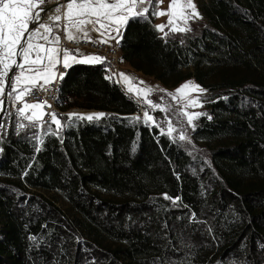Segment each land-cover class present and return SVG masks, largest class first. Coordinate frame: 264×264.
<instances>
[{"label":"trees","instance_id":"obj_1","mask_svg":"<svg viewBox=\"0 0 264 264\" xmlns=\"http://www.w3.org/2000/svg\"><path fill=\"white\" fill-rule=\"evenodd\" d=\"M197 6V32L164 39L149 13L128 20L119 50L164 87L206 90L191 136L206 161L132 119L139 101L101 64L73 65L62 109L107 115L46 136L39 152L2 140L0 264H264V0Z\"/></svg>","mask_w":264,"mask_h":264},{"label":"snow or ice","instance_id":"obj_2","mask_svg":"<svg viewBox=\"0 0 264 264\" xmlns=\"http://www.w3.org/2000/svg\"><path fill=\"white\" fill-rule=\"evenodd\" d=\"M162 3L163 0H65V3L61 4L57 0L55 8L47 9L42 7L45 0H0V139L6 130L3 113L9 106L16 108L18 117L28 121L27 124L22 122L14 124L17 134L25 129L40 128L44 135L59 137L63 127L77 121H98L104 118L107 114L103 112L69 113L62 123L60 114L44 111L50 109L51 104L46 100H39V93L52 91L56 80L63 78V74L58 73L59 67L68 68L70 62L104 63L106 60V57L98 54L84 55L79 49L61 47L59 33L62 31L69 42L79 41L82 37L84 42L107 44L109 40H117L118 43L117 37L121 34V28L129 19L148 20L151 13V16L155 17L168 16L166 24L155 26L157 31L167 38L170 33L193 31L189 22L202 18L196 10L194 0H170L167 10H157L156 5ZM181 22L183 26H180ZM166 27L169 29L168 32L164 31ZM93 32L97 34L96 39L90 35ZM81 56L83 58H80ZM119 76L126 83L127 91L142 97L140 103L147 104L148 107L144 108L143 113L145 124L151 122L150 126L159 128V134L168 136L173 142H192L182 121L186 119L187 127L195 130L196 125L193 121L202 113L188 112L186 109L203 107L199 96L189 99L177 110L175 115L178 122H181L180 128L177 129L172 117L168 115L170 107L162 106L161 103L150 99L155 91L165 90L152 86L144 88L135 86L133 80L137 81V85H145V82L127 73H120ZM106 78L111 79V76ZM192 90L201 93L206 91L199 85L186 82L177 88L175 93L167 94L173 100L184 99ZM28 97H32L35 102H29ZM17 105L20 106L16 107ZM150 111L152 113L160 111L164 116L158 120ZM45 116L49 119L45 120ZM132 119L140 120L141 117ZM162 124H166V129L161 126ZM52 125L56 126L55 129ZM173 133L178 135L174 136ZM31 138L38 140L41 145L44 143L35 132ZM40 150L36 148L37 152ZM24 175H27V172ZM164 198L172 200L173 203L179 200V197L172 198L167 194H164Z\"/></svg>","mask_w":264,"mask_h":264},{"label":"built area","instance_id":"obj_3","mask_svg":"<svg viewBox=\"0 0 264 264\" xmlns=\"http://www.w3.org/2000/svg\"><path fill=\"white\" fill-rule=\"evenodd\" d=\"M57 2V0H48L47 3H54ZM61 47H66L68 49H79V51L83 52L84 54H98L102 57H106V60L104 63H100L104 70L112 75V77H115L118 74V71L120 70V66L122 63L121 60V52L118 47L111 45L110 43L104 44V43H90V42H84L83 40L79 41H73L69 42L65 39L64 36L61 37ZM68 68H63L62 66L58 68V73L63 74V78L68 72ZM62 78V79H63ZM62 79H57L56 82L53 84L52 91L49 92H40L39 93V100L41 101H47L49 104H51L50 109H44V111H54L58 114H60L61 117L67 119V114L69 113H80V109L77 107H69L67 109H62L64 107H67L70 104H73L74 98L68 97L65 101L60 100V83ZM29 102H35V100L32 97L27 98ZM20 105H17L16 107H19ZM62 106V107H61ZM40 111V110H38ZM29 115L31 112L28 113ZM45 120H48L49 118L47 116L44 117ZM65 119V120H66ZM3 121L6 124V130L3 131L2 137L4 139H7L8 136H13L15 138H25L29 140L30 142L34 143L37 148H40L41 144L38 140H33L32 133L35 132L38 136H40L43 140L46 136L44 135L43 131L40 128L35 129H25L24 131L17 134V131L14 127L15 123H24L27 124L28 121L23 120L22 118L18 117L16 115V108L9 106L7 111L4 112L3 115ZM55 125H52V128L55 129ZM3 139V140H4Z\"/></svg>","mask_w":264,"mask_h":264},{"label":"rangeland","instance_id":"obj_4","mask_svg":"<svg viewBox=\"0 0 264 264\" xmlns=\"http://www.w3.org/2000/svg\"><path fill=\"white\" fill-rule=\"evenodd\" d=\"M200 0H194V3L196 5V10L198 11V2ZM48 0H45V5H48L50 3H47ZM168 3H170V0H168ZM169 5V4H168ZM43 6V7H44ZM156 7L158 8V5H156ZM199 12V11H198ZM201 17V16H200ZM46 19V17H45ZM155 20H156V17H155ZM167 20H168V17H166L162 22L160 21L158 23V25L160 24H166L167 23ZM202 19L199 18V19H196L195 21H190V25H191V28L193 29V33L197 32L199 27H200V24L202 23ZM180 26H183L182 25V22L180 24ZM165 32H168L169 29L166 27ZM159 32V31H158ZM186 33H189V32H185V33H179V32H176V33H170V35L167 37V38H164L163 36V33L159 32V34L164 38V39H168L169 37H178L180 39H182L184 37V35ZM113 35H115V33H113ZM64 36V35H62ZM65 37V36H64ZM129 68V67H128ZM129 70L131 71V76L134 77V78H138V80H142L145 82V85H137V81L136 80H133L132 83L135 85V86H139L141 88H144L146 86H152L156 89H163L165 90L164 92H160V91H155L151 96H150V99H152L153 101H156V102H159L162 104V106H165V107H170L171 111L168 112V115L172 117V122L173 124L176 125L177 129L180 128V123L181 122H178V118L177 116L175 115V113L177 112L178 109L181 108L182 105L186 104L187 101L189 99H195L197 96H199L200 98V101L203 103V107H188L186 110L188 112H198V113H202V115H200L197 119H195L193 122L194 124L196 125L199 118L204 116V113H205V101H206V97H207V93L204 91V92H197L195 90H192L190 91V93L184 98V99H177V100H173L171 96H169L167 93H175V90L177 88H179L180 86H182L183 84H185L186 82H191L192 84H195L197 85L193 79H188L182 83H180L179 85H177L176 87H173V88H167V87H164L162 86L160 83L154 81L152 78H149V77H146L140 73H137L135 72L133 69H130ZM121 70L118 71V73L120 72ZM106 72V71H105ZM108 73V72H107ZM109 74V73H108ZM113 80L116 84H118L124 91L128 92L127 91V85L126 83L120 79V80H117L119 81L118 83L116 82V80L114 79H111ZM129 93V92H128ZM132 94L140 103V100L142 99V97H137L134 93H130ZM141 105V111L137 114L134 115V117H141V119L139 120L140 122H142L144 125L148 126L149 128H151L152 126H150L151 122H149V124H145L143 122V113H144V108L148 107L147 104H142L140 103ZM80 109V108H79ZM80 113L78 114H91V113H97L96 111H88V110H82L80 109ZM150 114H154L155 117L158 119V120H161L164 116V113L160 112V111H156L155 113H152L150 111ZM66 118H63L61 117V121L62 123L65 121ZM87 121V120H86ZM182 123L184 124V126L187 128V131H188V135L191 137L192 136V132L193 130L191 128H188L187 127V123H186V119L182 121ZM162 127H165L166 129V124H162L161 125ZM69 126H66V127H63L60 131V134L63 133V131L65 129H67ZM159 130V128H157ZM173 135H178V133H173ZM168 137V136H167ZM169 138V137H168ZM4 138L2 137V139H0V143L2 142ZM170 139V138H169ZM171 140V139H170ZM172 141V140H171ZM192 141V139H191ZM176 144H178L180 147H183L186 151H188V153L191 155V157L193 158V160L196 162L198 159H202L203 161H206V158H207V152L204 150L203 147H201L199 144H196L194 142H191V143H187V142H181V141H176L175 142ZM1 145V144H0ZM0 152H1V146H0Z\"/></svg>","mask_w":264,"mask_h":264},{"label":"crops","instance_id":"obj_5","mask_svg":"<svg viewBox=\"0 0 264 264\" xmlns=\"http://www.w3.org/2000/svg\"><path fill=\"white\" fill-rule=\"evenodd\" d=\"M169 3H168V0H163V3L162 4H158V8H157V10H167L168 9V5ZM44 6V5H43ZM42 6V7H43ZM166 17H168L167 15H164V16H160V17H156V20H155V26L156 25H158V23L161 21H163ZM123 28H124V26L121 28V34H120V36L119 37H117V39L119 40V42H120V40H121V36H122V32H123ZM60 36L62 37V35H64L65 36V34L61 31L60 33ZM90 35L92 36V38L93 39H96L97 38V34L96 33H90ZM116 35V34H115ZM80 40H83V38L81 37L80 38ZM119 42L117 43V40H109V43L111 44V45H113V46H116V47H118L119 48ZM80 53L81 54H84L83 52H81L80 51ZM84 55H87V54H84ZM80 58H83V56H81ZM76 64H87V65H97V64H100V63H71L70 62V66H69V68L71 67V66H73V65H76ZM130 69H132L127 63H125V62H123L122 61V63H121V66H120V72L115 76V77H112V75L109 73H107L106 72V76L108 77V76H111V79H114V80H116V82H117V80H120L121 78H120V76H119V74L120 73H127V74H131V71L129 70V68ZM136 72V71H135ZM137 73H139V72H137ZM141 74V73H140ZM150 78V77H149ZM118 83V82H117Z\"/></svg>","mask_w":264,"mask_h":264},{"label":"water","instance_id":"obj_6","mask_svg":"<svg viewBox=\"0 0 264 264\" xmlns=\"http://www.w3.org/2000/svg\"><path fill=\"white\" fill-rule=\"evenodd\" d=\"M59 3L63 4V3H65V0H59ZM56 4H57V2H54V3L48 4V5L44 6V7H46L47 9H52V8L56 7ZM43 15L44 14L42 13V16ZM3 115H4V113H3Z\"/></svg>","mask_w":264,"mask_h":264}]
</instances>
